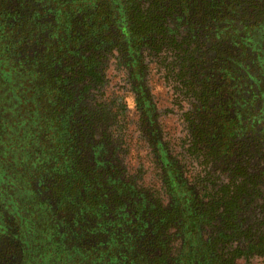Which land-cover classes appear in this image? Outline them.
<instances>
[{"label":"trees","instance_id":"trees-1","mask_svg":"<svg viewBox=\"0 0 264 264\" xmlns=\"http://www.w3.org/2000/svg\"><path fill=\"white\" fill-rule=\"evenodd\" d=\"M81 11L89 15L78 17ZM100 26L116 33L140 96L145 133L154 143L172 200L169 212L150 220L154 217L156 225L178 221L183 235L180 263L198 264L202 253L214 250L218 259L228 256L233 249L224 245L232 240L264 255V223L255 221L264 215V201L249 221L245 209H236L232 191L224 192L226 203L208 209L210 214L225 212L223 230L201 242V215L193 207L192 193L174 171L166 143L152 132L156 114L139 59L140 52L159 56L161 47L175 48L173 56L165 54L159 62L175 84H185L193 93L188 148H207L215 168L251 163L250 179L264 200V0H0V97L18 102L26 82L30 103V117L17 126L21 132L26 126L30 142L21 147L0 143V264H151L141 245L146 243L144 232L137 237L112 233L89 209L63 204L62 185H67L70 171L61 162L78 154V139L74 101L65 93L66 78L55 70L77 52L95 49ZM178 28L181 36L176 39ZM206 91L212 100L198 97ZM3 108L0 140L12 117ZM28 171L33 173L29 183L35 179L45 195L41 187L28 185ZM96 172L91 167L89 178ZM236 204L246 206L245 201ZM204 264H218L217 258Z\"/></svg>","mask_w":264,"mask_h":264},{"label":"rangeland","instance_id":"rangeland-1","mask_svg":"<svg viewBox=\"0 0 264 264\" xmlns=\"http://www.w3.org/2000/svg\"><path fill=\"white\" fill-rule=\"evenodd\" d=\"M87 15L89 13L86 11L77 14L78 17ZM176 30L175 37L179 39L182 29ZM97 31L100 44L96 43L98 46L95 49L77 52L72 61H62L55 70L56 75L66 78L65 93L71 96V103H77L74 105L73 116L76 120L78 154L72 153L61 162L70 171L66 187L62 185L66 200L63 204L76 210L83 207L89 209L93 212L92 217L96 221L103 220L107 229L119 228L117 234L125 232L127 236L131 234L137 237L141 231L144 232L146 236L142 240H146V243L140 242L149 251L151 264L182 263L183 235L178 221L170 220L160 225L152 221L155 215L169 212L172 200L154 143L145 133V121L139 106L140 96L135 94L136 88L129 78L119 43L111 34L108 35L105 27L100 26ZM172 49L176 52L173 47L168 50L161 47L159 56L140 52L139 59H143L149 80L146 81L151 92V105L156 114L155 123L152 120V132L155 134L156 131L160 140L166 143L167 155L170 162L174 163V171L186 189L190 190L188 192L192 193L193 207L197 215H201L198 236L205 243L224 228V211L213 210L218 204L226 203L228 196L224 195L225 191L227 194L234 192L236 209H245L249 221H252V213L259 210L264 200L250 179L252 171L249 169L253 168L251 163L248 167L240 164L238 168H215L210 164L207 148L199 146L194 152L190 151L191 147L188 148L191 139L187 129L189 122H193L188 110L191 108L189 103L193 93L185 89V84H175L166 67L159 62L165 54L173 56ZM26 88L28 85L25 82L17 92L20 96L18 102H12L13 99L3 95L0 97L4 101L2 106L6 108L5 114L12 115L4 129L6 134L0 140L2 146L8 144L21 147L22 142H30L25 136L26 126L23 124L22 132L17 128L19 122H25L30 117V103L27 100L29 92ZM208 94L206 91L198 97L212 100V94ZM7 99L10 105H7ZM23 132L24 136L20 135ZM71 158H75L76 163L66 162ZM91 167L97 169L96 177L89 178ZM28 172V185L33 184L37 189L41 187L35 179L29 183L33 173ZM92 179H95L94 183ZM41 191L44 194L42 187ZM241 201H245V208L236 204ZM211 207L212 214L208 210ZM206 215H212V218ZM259 220L264 223V215L255 219L257 222ZM261 231L264 235V224ZM236 244L232 240L224 245L229 250L233 249V253L228 256L222 254L219 259L216 250L202 253L198 264L207 263L214 256L218 264H264V255L255 252L254 247Z\"/></svg>","mask_w":264,"mask_h":264},{"label":"flooded vegetation","instance_id":"flooded-vegetation-1","mask_svg":"<svg viewBox=\"0 0 264 264\" xmlns=\"http://www.w3.org/2000/svg\"><path fill=\"white\" fill-rule=\"evenodd\" d=\"M111 35H112V37H113V39L115 40V41H117L118 43H119V48H120V52H121V46H120V42H119V40H118V38H117V35H116V33H110ZM110 34H108V35H110ZM100 43L98 42V45H99ZM97 45V46H98ZM122 53V52H121ZM122 55H123V59H124V61H125V65H126V60H125V58H124V54L122 53ZM126 67H127V65H126ZM128 68V67H127ZM133 83V82H132ZM134 84V83H133ZM135 86V85H134ZM136 90V89H135ZM135 94H137V92H135ZM76 104L77 103H74V105L76 106ZM75 108V107H74ZM140 109H141V107H140ZM75 110V109H74ZM141 111V110H140ZM75 122H76V120H75ZM92 216H94V215H92ZM122 220V219H121ZM111 223L113 222V221H110ZM119 228H117V229H115V230H110L112 233H116V231L118 230Z\"/></svg>","mask_w":264,"mask_h":264}]
</instances>
